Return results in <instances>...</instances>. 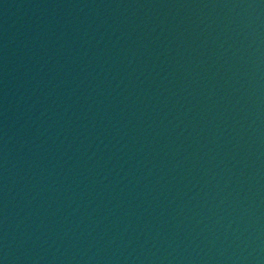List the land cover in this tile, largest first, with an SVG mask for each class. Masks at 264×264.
Segmentation results:
<instances>
[{
  "label": "water",
  "instance_id": "water-1",
  "mask_svg": "<svg viewBox=\"0 0 264 264\" xmlns=\"http://www.w3.org/2000/svg\"><path fill=\"white\" fill-rule=\"evenodd\" d=\"M0 264H264V0H0Z\"/></svg>",
  "mask_w": 264,
  "mask_h": 264
}]
</instances>
